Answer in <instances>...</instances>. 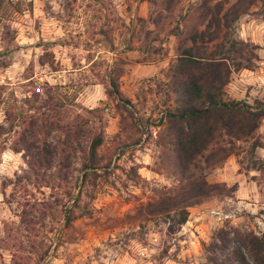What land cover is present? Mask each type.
I'll return each instance as SVG.
<instances>
[{
    "label": "rangeland",
    "instance_id": "obj_1",
    "mask_svg": "<svg viewBox=\"0 0 264 264\" xmlns=\"http://www.w3.org/2000/svg\"><path fill=\"white\" fill-rule=\"evenodd\" d=\"M196 1L183 0L172 15L164 13L157 30L151 20L157 15V7L147 0H10L6 5L0 19L1 125L9 126L5 111L24 104L33 91L41 88L43 93L51 86L58 87L75 103L101 109L107 123V145L102 153H110L111 141L120 131V117L114 101L106 94L105 82L115 65L121 64L119 61L124 62L121 66L125 69L120 79L122 93L136 105L145 124L147 119L150 121L140 145L123 156L119 157V152L115 155L108 170L110 180L99 182L95 198L86 193L82 196L69 227H65L61 208L52 213L45 211V228L37 241H47L51 250L39 264H209L208 258L212 257L225 264H255L244 244L251 235L264 236V176L258 171L247 174L235 157L215 170L209 181L229 187L238 184V191L233 197L213 198L198 206V229L188 221L171 233L158 216L146 215L147 209L155 206L153 190L173 186L166 175L152 171L159 165V129L155 126L162 96L157 84L165 80L164 73L174 58L175 38L169 36V31L182 10ZM257 10L252 8V14L242 19L238 35L261 47L256 51L259 61L255 69L260 73L255 77L234 75L227 87L231 98L252 104L257 99L264 100V17L255 16ZM149 31L153 34L149 35ZM105 34L111 36L107 38ZM156 36L160 40L154 44L159 46L162 41L169 56H159L152 64L137 63L142 59L138 49L144 50ZM260 135L264 140V121ZM10 137L8 147L17 133ZM57 140L54 134L52 141ZM257 158L264 160V149L257 150ZM134 167H141L138 172L148 185L141 188L130 184L128 171ZM25 168L22 154L0 150V235L5 223L18 224L21 220L23 209L17 197L11 195L14 187L7 181H14ZM113 181L116 189L110 187ZM4 182L8 183L6 188ZM46 193V200L53 201L51 191ZM73 204L74 201L70 207ZM221 231L228 234L226 248L218 238ZM236 250L242 253L245 263L234 258ZM11 260L10 252L0 250V264H11Z\"/></svg>",
    "mask_w": 264,
    "mask_h": 264
},
{
    "label": "trees",
    "instance_id": "obj_2",
    "mask_svg": "<svg viewBox=\"0 0 264 264\" xmlns=\"http://www.w3.org/2000/svg\"><path fill=\"white\" fill-rule=\"evenodd\" d=\"M9 1L0 0V19ZM147 1L157 7V15L151 17L157 30L164 13L172 15L183 0ZM254 7L258 8L255 16L264 17V0H197L182 10L169 31V36L175 38L174 58L164 73L165 80L157 84L162 96L160 118L155 126L159 129V165L152 171L166 175L173 186L153 190L157 197L155 206L147 209L146 215L158 216L171 233L189 221L191 208L213 198L233 197L238 191V184L229 187L209 181V176L223 168L230 157H235L247 174L258 171L264 176V160L257 158V150L264 149L260 135L264 100L257 99L252 104L233 99L227 92L235 73L257 68L256 51L261 47L238 35L242 19L252 14ZM159 40L156 36L144 50L138 49L142 59L137 63L152 64L159 56H169L162 41L159 46L154 44ZM121 64L115 65L105 82L106 94L114 101L120 117V131L111 141L110 153H102L107 145V123L101 109L75 103L58 87L51 86L43 93L33 91L24 104L5 111L9 126L0 124V150L22 154L26 164L23 174L7 181L14 187L11 195L17 197L23 209L20 222L5 223L0 235V250L11 253V264L42 262L51 250L47 241H37L45 228V211L52 213L61 208L65 227H69L82 196L86 193L94 199L99 182L110 180L108 170L115 155L119 152V157L123 156L143 142L142 135L150 129V121L147 119L145 124L136 105L122 93L120 79L125 69ZM13 132L17 137L8 147ZM54 134L58 137L55 142ZM140 168L128 171L131 185L149 184L139 174ZM77 173L83 174L80 177ZM7 182L3 188L8 186ZM110 187L115 188L116 181ZM46 190L51 191L53 201L46 200ZM140 229L145 226L141 224ZM218 238L222 248H226L228 234L221 231ZM244 245L255 264H264V236L251 235ZM233 256L245 263L240 251H234ZM208 262L225 264L217 257L208 258Z\"/></svg>",
    "mask_w": 264,
    "mask_h": 264
},
{
    "label": "crops",
    "instance_id": "obj_3",
    "mask_svg": "<svg viewBox=\"0 0 264 264\" xmlns=\"http://www.w3.org/2000/svg\"><path fill=\"white\" fill-rule=\"evenodd\" d=\"M253 22H255V20H253ZM252 22V23H253ZM260 72H255V71H248V70H244V71H241V72H239V73H235L234 75H236V76H238L239 74H242L243 76L245 75H249V76H258V74H259ZM233 75V76H234ZM236 98V97H235ZM238 100V99H237ZM249 103H251L250 101H248ZM230 159V158H229ZM231 160H233V159H231ZM234 161V160H233ZM232 162V161H231ZM238 181L240 180V179H237ZM240 184V183H239ZM200 208L201 207H196V208H191L190 209V219H189V222H188V225H193V224H195V222H197V220L199 219L198 217H196V214L197 213H199V211H200ZM194 218V221H191L192 219ZM199 228V225L196 223L195 224V229H198Z\"/></svg>",
    "mask_w": 264,
    "mask_h": 264
},
{
    "label": "built area",
    "instance_id": "obj_4",
    "mask_svg": "<svg viewBox=\"0 0 264 264\" xmlns=\"http://www.w3.org/2000/svg\"><path fill=\"white\" fill-rule=\"evenodd\" d=\"M41 90H42V89L40 88V89H38L37 91H38V92H41ZM214 214L217 215V216H221V215H222V213H219V212H214ZM220 218H221V217H220Z\"/></svg>",
    "mask_w": 264,
    "mask_h": 264
}]
</instances>
